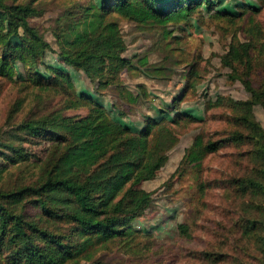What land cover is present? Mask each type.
I'll return each instance as SVG.
<instances>
[{
	"label": "trees",
	"instance_id": "1",
	"mask_svg": "<svg viewBox=\"0 0 264 264\" xmlns=\"http://www.w3.org/2000/svg\"><path fill=\"white\" fill-rule=\"evenodd\" d=\"M256 1L257 7L225 5L224 0H72L55 19L51 31L61 48V61L101 89L120 87L119 73L125 69L131 73L141 68V74L148 77L167 75L164 66L150 64L146 55L124 57L126 43L120 21L132 23L140 32L158 33V44L163 42L165 48L180 44V36L175 35L176 30L184 33L180 25L188 27L204 14L244 34V41L232 35L219 60L229 71L228 78L242 85L248 99L228 101L229 130L215 141L196 136L181 164L199 168L208 156L227 147L242 150L240 156L248 161L245 171L230 176L222 188L228 210H234V224L222 237L227 244L234 241L236 247L244 238H252L258 255L241 244L244 257L202 250L192 259L199 264H264V126L254 114L255 107L264 110V36L256 25L250 29L237 26L246 16L253 23L264 2ZM37 15L28 0H0V78L17 52L25 73L16 82L58 99L51 112L23 120L14 129L47 145L36 160L34 181L0 191V264H78L96 247L114 242L126 254L138 255L152 237L146 230L131 227L151 201L152 194L139 186L154 179L168 161L159 139L163 125H171L170 121L157 108L154 117L146 119L143 130L124 126L108 109L78 94L70 78L52 68L47 70L59 82L42 76L38 65H42L43 54L53 49L40 28L31 23ZM13 38L20 44L13 46ZM104 60L118 64L106 70ZM197 65L194 58L185 71L181 94L173 97L166 109L174 124L182 118L201 121L192 110L177 111ZM219 101L208 106L220 105ZM19 110L20 104H16L11 113ZM77 110L86 113L68 115ZM1 148L9 154L0 150V183L8 164L29 160L22 147L7 142L1 143ZM198 188L203 191V184ZM177 228L181 237L191 241L187 224Z\"/></svg>",
	"mask_w": 264,
	"mask_h": 264
},
{
	"label": "rangeland",
	"instance_id": "2",
	"mask_svg": "<svg viewBox=\"0 0 264 264\" xmlns=\"http://www.w3.org/2000/svg\"><path fill=\"white\" fill-rule=\"evenodd\" d=\"M28 1L38 11L37 17L31 20L32 25L40 28L53 49L43 54L42 65H38V72L42 76L59 82L47 70L52 68L70 78L78 94H85L108 109L112 117L124 126L143 130L146 119L154 117L157 108L171 124L163 125L159 139L160 147L167 152L168 161L154 179L139 186L152 194L151 201L141 217L131 225L136 230H146L152 234L151 239L146 242L147 248L136 255L126 254L118 242L104 244L93 249L78 264H199L192 259L198 257L202 250L241 254L244 257L239 250L241 244L258 255L255 240L252 238H244L240 242L237 235L241 244L236 247L234 241L227 244L224 236L222 237L234 224L231 219L234 210H228L222 188L230 176L240 175L245 171L248 161L243 155L240 156L242 150L227 147L208 156L199 168H189L181 164L185 151L196 136L215 141L229 130L231 111L228 101L248 99L242 85L228 78L229 71L221 66L219 60L232 35L236 34L239 40L244 41V34L240 30L235 31L225 21L211 19L204 14L196 21L193 20L188 27L180 25L184 33L175 31V35L181 38L180 44L165 48L163 42L158 44V33L140 32L132 23L120 21L121 33L126 43L124 57L130 59L146 55L150 64L164 66L167 75L160 78L148 77L141 74V68L131 73L125 69L119 73L120 87L114 85L101 89L82 72L73 70L61 61V48L51 33L55 19L71 5L72 0ZM224 3L257 7L256 0H224ZM259 9L253 23L247 16L242 17L237 24L238 28L245 25V29H250L256 25L264 36V2ZM11 42L13 46L20 44L18 38H13ZM199 56L202 57L201 61H198ZM194 58L198 62L197 71L188 81L186 96L180 99L177 111L181 113L183 110H192L193 115L201 121L188 122L182 118L179 123L174 124L166 109L170 107L173 97L181 94L186 82L185 71L189 69ZM117 64L115 61L104 60L106 70ZM3 72L5 75L0 78V144L8 142L15 147H22L29 159L7 165L0 191L8 192L36 179V160L43 156L47 145L17 134L15 127L23 120L51 112L58 99L16 82L15 79L23 78L25 73L17 52L11 66L3 68ZM7 78H13L14 81ZM218 98L220 105L208 106L215 104ZM16 104H20V110L12 114L11 110ZM85 113L86 110H77L68 112V115ZM254 114L256 120L264 126V110L255 107ZM4 153L9 154L8 151ZM199 184H203V191L199 190ZM179 224L189 226L191 241L188 242L179 235ZM239 233L242 234L241 231ZM140 241L144 244L143 239Z\"/></svg>",
	"mask_w": 264,
	"mask_h": 264
}]
</instances>
